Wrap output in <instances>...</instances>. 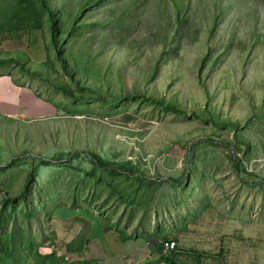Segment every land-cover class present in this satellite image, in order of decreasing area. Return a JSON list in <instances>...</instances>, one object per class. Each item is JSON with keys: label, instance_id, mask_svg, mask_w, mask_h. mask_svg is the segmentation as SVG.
<instances>
[{"label": "rangeland", "instance_id": "obj_1", "mask_svg": "<svg viewBox=\"0 0 264 264\" xmlns=\"http://www.w3.org/2000/svg\"><path fill=\"white\" fill-rule=\"evenodd\" d=\"M6 85L55 110L0 112V264H41L68 203L179 264H264V0H0Z\"/></svg>", "mask_w": 264, "mask_h": 264}, {"label": "crops", "instance_id": "obj_2", "mask_svg": "<svg viewBox=\"0 0 264 264\" xmlns=\"http://www.w3.org/2000/svg\"><path fill=\"white\" fill-rule=\"evenodd\" d=\"M18 91L9 85L0 91V112L19 115L21 107L25 109L27 104L38 116L54 112L52 105L42 104L34 95ZM60 205L64 204L56 206ZM67 206L75 207L77 213L67 218L51 216L45 244L48 246L44 248L47 256L41 257V264H169L164 259H171L170 256L159 250L160 236L120 232L98 210L79 203ZM150 237L158 239L155 247L148 244Z\"/></svg>", "mask_w": 264, "mask_h": 264}, {"label": "trees", "instance_id": "obj_3", "mask_svg": "<svg viewBox=\"0 0 264 264\" xmlns=\"http://www.w3.org/2000/svg\"><path fill=\"white\" fill-rule=\"evenodd\" d=\"M88 155L90 156V163H92L94 167L107 170L109 173H111L113 175L127 174L128 176H133V175L142 174L141 172L136 171V169H135L136 167L132 163H127V164H129V168L128 167H119V166H121L120 164L109 162L108 160L102 158L101 156H99L95 153H89ZM171 163H173V162H171ZM177 163H178V161H177ZM177 170L179 171L182 169L179 168ZM258 178L259 179L257 181H255V183L250 182L248 180L249 178H245V180H246V182H248L251 185H257V186L264 189V176H258ZM161 242H163V241L162 240L160 241L159 247L161 245ZM156 248H158V246ZM161 249H162V247L159 248V250H161ZM170 258L171 259L165 258L164 260L169 264H177L178 263V262H175V260L171 256H170ZM198 264H202V260H199Z\"/></svg>", "mask_w": 264, "mask_h": 264}, {"label": "built area", "instance_id": "obj_4", "mask_svg": "<svg viewBox=\"0 0 264 264\" xmlns=\"http://www.w3.org/2000/svg\"><path fill=\"white\" fill-rule=\"evenodd\" d=\"M162 253L169 255L177 249V242L175 240H167L161 242Z\"/></svg>", "mask_w": 264, "mask_h": 264}, {"label": "water", "instance_id": "obj_5", "mask_svg": "<svg viewBox=\"0 0 264 264\" xmlns=\"http://www.w3.org/2000/svg\"><path fill=\"white\" fill-rule=\"evenodd\" d=\"M158 242L159 241L156 238H152V237L148 238V244L151 245L152 247H155L158 244Z\"/></svg>", "mask_w": 264, "mask_h": 264}]
</instances>
